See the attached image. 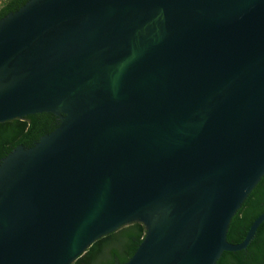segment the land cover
Listing matches in <instances>:
<instances>
[{
  "label": "water",
  "instance_id": "obj_1",
  "mask_svg": "<svg viewBox=\"0 0 264 264\" xmlns=\"http://www.w3.org/2000/svg\"><path fill=\"white\" fill-rule=\"evenodd\" d=\"M59 125L0 160V264H216L264 175V0H28L0 19V122Z\"/></svg>",
  "mask_w": 264,
  "mask_h": 264
},
{
  "label": "trees",
  "instance_id": "obj_2",
  "mask_svg": "<svg viewBox=\"0 0 264 264\" xmlns=\"http://www.w3.org/2000/svg\"><path fill=\"white\" fill-rule=\"evenodd\" d=\"M27 1L3 0L0 19L9 12L18 10ZM59 123V116L51 112H37L0 122V160L18 145H34ZM263 212L264 175L233 216L227 232L228 240L232 243L243 241L253 221ZM145 233V225L141 222L123 225L94 241L71 264H124L134 254ZM216 264H264V221L247 248L224 251Z\"/></svg>",
  "mask_w": 264,
  "mask_h": 264
},
{
  "label": "rangeland",
  "instance_id": "obj_3",
  "mask_svg": "<svg viewBox=\"0 0 264 264\" xmlns=\"http://www.w3.org/2000/svg\"><path fill=\"white\" fill-rule=\"evenodd\" d=\"M2 3H3V0H0V6H1Z\"/></svg>",
  "mask_w": 264,
  "mask_h": 264
},
{
  "label": "flooded vegetation",
  "instance_id": "obj_4",
  "mask_svg": "<svg viewBox=\"0 0 264 264\" xmlns=\"http://www.w3.org/2000/svg\"><path fill=\"white\" fill-rule=\"evenodd\" d=\"M2 4H3V3H2ZM2 4H1V5H2Z\"/></svg>",
  "mask_w": 264,
  "mask_h": 264
}]
</instances>
